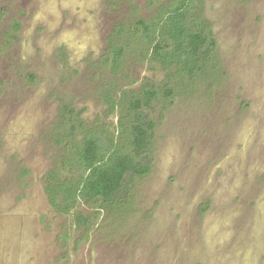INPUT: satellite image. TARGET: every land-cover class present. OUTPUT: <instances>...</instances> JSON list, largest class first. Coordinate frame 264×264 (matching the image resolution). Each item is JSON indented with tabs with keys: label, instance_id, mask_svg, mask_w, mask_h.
Returning a JSON list of instances; mask_svg holds the SVG:
<instances>
[{
	"label": "rangeland",
	"instance_id": "rangeland-1",
	"mask_svg": "<svg viewBox=\"0 0 264 264\" xmlns=\"http://www.w3.org/2000/svg\"><path fill=\"white\" fill-rule=\"evenodd\" d=\"M175 1L0 0V264H264V0L196 1L218 59L196 81L128 37ZM145 86L159 90L138 113L155 124L150 171L122 206L81 204L87 225L59 213L48 172L86 128L124 140Z\"/></svg>",
	"mask_w": 264,
	"mask_h": 264
},
{
	"label": "trees",
	"instance_id": "trees-1",
	"mask_svg": "<svg viewBox=\"0 0 264 264\" xmlns=\"http://www.w3.org/2000/svg\"><path fill=\"white\" fill-rule=\"evenodd\" d=\"M196 1L164 4L151 19L139 18L134 27L127 29L130 41L152 47L151 60L190 81L212 74L218 60L211 28L204 20L191 18ZM112 49L113 69L117 70L125 45H114ZM158 96V89L145 86L128 102L120 119L124 140L118 141L101 127L86 128L82 140L63 155L58 167L48 172L46 191L59 213L75 214L79 224L87 225L89 217L78 209L81 204L97 203L102 209L123 205L132 178L146 175L151 168L147 154L155 124L151 119H141L138 113L152 107ZM117 106L113 103L111 110ZM64 114L65 122L70 123L68 133H74L77 125L73 123V109L65 106Z\"/></svg>",
	"mask_w": 264,
	"mask_h": 264
}]
</instances>
